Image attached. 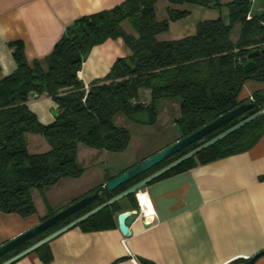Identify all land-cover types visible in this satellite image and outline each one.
Returning <instances> with one entry per match:
<instances>
[{"label":"trees","instance_id":"1","mask_svg":"<svg viewBox=\"0 0 264 264\" xmlns=\"http://www.w3.org/2000/svg\"><path fill=\"white\" fill-rule=\"evenodd\" d=\"M158 1L125 0L109 10L82 16L67 28L43 62H29L23 44L11 43L17 68L0 80V212L31 217L37 213L33 190L43 191L61 179L80 177L84 168L78 163L79 144L115 153L125 151L131 134L115 123L118 114L153 126L158 119V100L178 99L179 114L174 123L182 138L236 107L246 81L264 82V53L254 59V71L246 73L243 68L250 51L264 50V12L253 15L247 0H228V23L221 17L205 19L198 22L193 34L159 40L158 35L168 30L169 20L188 13L173 5L189 3L217 8L221 4L220 0H167L171 4L166 8L168 19L158 20ZM126 22L136 35L125 30ZM236 23L240 24V33L233 41L230 33ZM117 38L123 39L131 54L117 58L108 74L89 83L86 90L78 77L86 54L94 46ZM140 88L150 90L148 103L140 100ZM31 92L36 97L47 95L55 102L59 115L53 122L42 123L29 108ZM254 100L256 105L247 116L264 109L259 92L254 94ZM140 114L143 117L137 118ZM241 120H232L113 192L98 186L102 190L100 199L0 256V264ZM258 125L255 119L156 179L242 151L259 138ZM27 134L43 137L49 149L31 152ZM129 198L135 201L134 209H138L134 194ZM119 211L116 202L78 226L84 232L112 229ZM53 214L50 212L43 220ZM33 252L43 263L52 259L48 243Z\"/></svg>","mask_w":264,"mask_h":264},{"label":"crops","instance_id":"2","mask_svg":"<svg viewBox=\"0 0 264 264\" xmlns=\"http://www.w3.org/2000/svg\"><path fill=\"white\" fill-rule=\"evenodd\" d=\"M124 1L0 0V80L17 68L12 42L23 44L29 62L35 59L43 62L77 19L109 10ZM162 1L167 15L163 20H166V8L171 4L167 0L157 3ZM254 5L259 14L264 12V0ZM181 6L173 5V8ZM123 26L127 32L136 35L129 23ZM163 34H159L158 39ZM130 54L122 38L106 40L86 54L78 77L88 86L106 76L117 58ZM262 90L264 82L248 80L238 100L247 101ZM140 100L148 103L150 98ZM27 105L42 123L55 120L51 111L58 108L51 97L34 96L29 98ZM178 105V99L164 102L163 115L158 112L155 124L158 131L146 134L149 135L147 139L155 140L151 148L143 150L144 145L137 146L142 140H137L136 145L131 141L129 147L119 153L85 145L80 148L83 144H79L77 158L84 172L78 178H64L50 186V189L61 187L64 190L58 195H45L49 205L51 200L62 195L60 199L64 198L68 206L83 194L102 187L109 178L179 140L181 135L174 123L179 113ZM114 120L128 130L133 125H146L130 119L128 122L118 115ZM103 159L112 166L111 173L101 167ZM91 170H95L92 181L85 185L83 180ZM143 191L149 197L155 216H148L150 211H145L147 215L139 212L129 226L130 236L121 234L116 214L112 229L84 232L76 226L49 241L52 254L49 263H43L36 252H31L20 258L17 264H246L254 255L264 251V132L242 151L153 180ZM31 193L37 209L35 215L22 218L15 213L0 212V245L47 216V212L39 211L33 191ZM134 204L132 198L118 202L119 212L134 209ZM150 221L155 225L150 226ZM253 264H264V255Z\"/></svg>","mask_w":264,"mask_h":264},{"label":"water","instance_id":"3","mask_svg":"<svg viewBox=\"0 0 264 264\" xmlns=\"http://www.w3.org/2000/svg\"><path fill=\"white\" fill-rule=\"evenodd\" d=\"M261 53H264V50H252L249 52L247 58L248 61L244 64L243 68L246 73L252 72L256 69V62L255 58L258 57ZM261 101H264V90L259 91ZM255 94V93H254ZM254 94L251 95L249 100L241 101L238 100V104L236 107L231 109L230 111L226 112L225 114L219 116L218 118L214 119L213 121L209 122L202 128L196 130L195 132L180 138L176 142L170 144L169 146L163 148L162 150L154 153L153 155L145 158L138 164L134 165L133 167L125 170L121 174L115 176L112 180L107 182L102 186V189H105L109 192L115 191L118 187L124 185L125 183L129 182L130 180L146 173L147 171L157 167L162 162L166 161L167 159L175 156L180 151L184 150L185 148L189 147L195 142L200 141L205 136L209 135L210 133L214 132L215 130L219 129L220 127L224 126L225 124L231 122L236 118L242 119L239 123L234 125L233 127L229 128L228 130L224 131L223 133L219 134L218 136L210 139L209 141L203 143L199 147L193 149L192 151L188 152L187 154L179 157L178 159L172 161L171 163L167 164L166 166L162 167L161 169L155 171L154 173L150 174L149 176L145 177L144 179L140 180L139 182L135 183L134 185L130 186L126 190L116 194L106 202L102 203L101 205L93 208L92 210L88 211L87 213L81 215L80 217L76 218L75 220L71 221L70 223L64 225L63 227L57 229L53 233L47 235L46 237L42 238L41 240L37 241L36 243L32 244L31 246L27 247L23 251L19 252L18 254L14 255L10 259L6 260L1 264H11L20 258L28 255L29 253L36 250L38 247L42 246L45 243H48L55 237L63 234L64 232L78 226L81 222L86 220L87 218L91 217L95 213L99 212L100 210L109 207L110 205L119 202L123 199H128L130 195L136 194L139 191H142L150 182L155 180L156 178L160 177L167 171L171 170L172 168L176 167L177 165L181 164L182 162L194 157L199 152L203 151L204 149L210 147L214 143L218 142L219 140L225 138L226 136L230 135L231 133L237 131L241 127L245 126L246 124L254 121L255 119L259 118L260 116L264 115V109L260 110L259 112L247 116L248 112L254 109L256 105V101L254 100ZM36 96L34 92L29 94V98H33ZM52 114L54 118H57L59 115V110H52ZM101 190L96 188L93 191L83 195L82 197L74 200L68 206L58 210L53 215L47 217L46 219L42 220L35 226L29 228L28 230L22 232L15 238L3 243L0 245V256L4 255L5 253L13 250L14 248L24 244L25 242L31 240L32 238L38 236L39 234L47 231L48 229L54 227L55 225L59 224L66 218L70 217L71 215L77 213L81 209L87 207L88 205L93 204L95 201L100 199L101 197ZM139 211L138 209H131L125 210L117 213V226L120 230L121 234L124 237H128L131 235L130 231V224L132 221L135 220L136 216H138ZM264 255V251H261L254 255L252 258L248 260L246 264H253L258 258Z\"/></svg>","mask_w":264,"mask_h":264},{"label":"rangeland","instance_id":"4","mask_svg":"<svg viewBox=\"0 0 264 264\" xmlns=\"http://www.w3.org/2000/svg\"><path fill=\"white\" fill-rule=\"evenodd\" d=\"M258 1L259 0H256L251 4V14H253V15L259 14L258 10L256 9V5H254L255 2H258ZM227 2H228V0H220L221 5L217 8H212L209 6H202V5H198V4H195V5L189 4V3L183 4L181 6V8H179V9H185L188 11V13L186 15H184L182 18H179L177 20H172V21L169 20L168 30L166 32H164V34L162 33L163 35H161L159 37V40H167V39H169V37H174V36H180V35H186V34L188 35V33H191L192 31L195 30L198 22L205 20V19H215L217 17H221V19L225 23H228L229 18H228V8L226 5ZM156 16H157L158 20H163L167 17L163 1L161 3L159 2L156 4ZM124 24H126V23H124ZM239 33H240V24L236 23L232 26L230 38L233 41H236L238 36H239ZM139 97L142 100L150 98L151 97L150 90L148 88H140ZM169 101L170 100H168V99L158 100L156 105H157V110L159 112V115H161V116L163 115V104H164V102H169ZM118 116L125 118L129 122V119H127V117L124 116L123 114H118ZM142 117H143V114H140L137 116V118H142ZM257 122L259 123L258 129H257V134H260V133L264 132V115L257 118ZM129 131L131 134L132 143L136 145V142H138L137 140H142L139 143L140 145H137V146H143L144 145V147H142L144 150L147 148H151L155 144L154 139H152V140L150 138L147 139V137H149V135L152 131L153 132L158 131V127L156 125L155 126H149V125L135 126V125H133ZM146 134H149V135H146ZM167 134L168 133L166 132V135ZM202 140L203 139H201L200 141H202ZM26 141L28 144V148L30 149L31 152H33V151L44 152V151L49 149L48 143L41 136L27 134L26 135ZM157 142H159V141H156V143ZM83 147H84V145H81L80 148H83ZM186 149L187 148H185L184 150H186ZM81 153H82V151L80 152V155L82 156ZM173 157H175V156H173ZM103 161H104V164H103V166H102V164H100L101 167L106 169L108 173H111L112 166L109 164V162L106 159H103ZM85 163L86 162H84V164ZM93 171H95V170H91L90 173H87V175H85V178L83 180L85 185H87L88 182L92 181ZM52 188L53 189H50V186L45 187V189H43V191H39V192L36 190H33V197L35 199V202H36L40 212H43V213L47 212V214H49L50 212L55 213L58 211V209H60L59 207L63 208L64 207L63 205H65V207H66L67 204L65 201H63L64 198L60 199V197L62 196L61 195L60 197L58 196L59 198L55 197L54 200H51L50 203H51V206L53 209L51 208L49 203L46 201L45 195L46 196L47 195L49 196L51 194L58 195V193H60V192H62V190H64V188H61V187L60 188L59 187H52ZM123 200H125V199H123ZM123 200H120V201H123Z\"/></svg>","mask_w":264,"mask_h":264},{"label":"bare ground","instance_id":"5","mask_svg":"<svg viewBox=\"0 0 264 264\" xmlns=\"http://www.w3.org/2000/svg\"><path fill=\"white\" fill-rule=\"evenodd\" d=\"M137 198L140 201L144 211H151L152 210L151 209V203L148 199L149 197L147 196V194L144 191H139L137 193Z\"/></svg>","mask_w":264,"mask_h":264},{"label":"built area","instance_id":"6","mask_svg":"<svg viewBox=\"0 0 264 264\" xmlns=\"http://www.w3.org/2000/svg\"><path fill=\"white\" fill-rule=\"evenodd\" d=\"M248 2H250L251 4L254 2V1H256V0H247ZM85 88H86V90L88 89V86L86 85L85 86ZM250 98H252V97H250ZM136 200H137V205H138V211L141 213H143L144 215H147V213L143 210V207H142V205H141V203H140V201L138 200V198H137V194H136ZM152 209V208H151ZM148 216H150V217H152V216H155V214H154V212L151 210L150 212H148ZM146 222V221H145ZM148 224H150V226H153V225H155V222H153V221H150V222H148Z\"/></svg>","mask_w":264,"mask_h":264},{"label":"flooded vegetation","instance_id":"7","mask_svg":"<svg viewBox=\"0 0 264 264\" xmlns=\"http://www.w3.org/2000/svg\"><path fill=\"white\" fill-rule=\"evenodd\" d=\"M101 192H102V190H101Z\"/></svg>","mask_w":264,"mask_h":264}]
</instances>
